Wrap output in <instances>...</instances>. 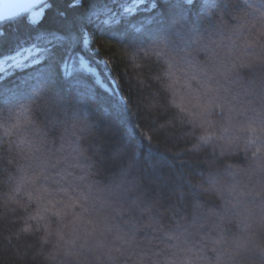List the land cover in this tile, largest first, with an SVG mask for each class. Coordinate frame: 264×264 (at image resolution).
Segmentation results:
<instances>
[{
    "label": "clouds",
    "instance_id": "9594fccd",
    "mask_svg": "<svg viewBox=\"0 0 264 264\" xmlns=\"http://www.w3.org/2000/svg\"><path fill=\"white\" fill-rule=\"evenodd\" d=\"M206 15L205 31L122 53L150 89L156 159L46 85L0 109V195L50 246L44 264H264V0Z\"/></svg>",
    "mask_w": 264,
    "mask_h": 264
},
{
    "label": "trees",
    "instance_id": "16d2710c",
    "mask_svg": "<svg viewBox=\"0 0 264 264\" xmlns=\"http://www.w3.org/2000/svg\"><path fill=\"white\" fill-rule=\"evenodd\" d=\"M134 2L81 0L76 4V0H49L51 7L36 21L31 14L39 10L38 6L0 20V31L4 33L0 37V61L18 54L23 48L41 44V37L48 33H59L66 38L62 43L48 45L49 51L42 54L40 64L8 67L0 73V109L27 99L46 85L69 98L73 105L86 106L93 118L97 112L104 113L109 128L126 127L143 148L149 149L152 159L158 158L163 146L152 149L147 129L158 128L159 122L153 121L141 107L150 89L139 86L136 73L129 68L122 53L140 52L159 37L179 40L189 29L205 31L206 14L214 9L235 7V0H148V6H139L136 13L125 16L121 9ZM152 4L156 5L154 9L150 7ZM108 15L120 18L121 22L105 25L103 21ZM85 32L91 37L87 45L83 43ZM80 57H86L105 82L112 81L115 90L106 89L88 71L66 78L63 65ZM158 67L149 64L142 70L144 77L156 73ZM40 73L48 76L40 79ZM152 87L155 89L156 85ZM163 119L161 116L160 121ZM158 138L169 145L174 142L173 139L165 140L163 131L158 133ZM5 156L0 155V193L6 190L3 183L8 168ZM174 165L177 170L181 167L176 161ZM23 216L21 209L6 203L0 195V264H44L40 253L47 252L50 246L43 245L37 236L18 231Z\"/></svg>",
    "mask_w": 264,
    "mask_h": 264
},
{
    "label": "snow or ice",
    "instance_id": "6c2138e0",
    "mask_svg": "<svg viewBox=\"0 0 264 264\" xmlns=\"http://www.w3.org/2000/svg\"><path fill=\"white\" fill-rule=\"evenodd\" d=\"M81 3V0H76V4ZM33 5L38 6V11H33L31 14V18L33 21L37 20V17H40L46 10V8L51 7V3L49 0H27V3L24 5L25 10L31 8ZM139 6H148V0H135L134 4L130 3L129 5H125L121 11L125 16L132 15L138 11ZM151 8H155L156 5L152 4ZM11 13V9L7 12V14ZM100 12L97 13L99 15ZM105 25H109L112 23L119 24L120 18L114 17L112 15H108V19L104 21ZM139 30V29H138ZM66 38L59 33H48L46 36L41 37V44H34L30 47L23 48L16 56L8 57L4 63H8L9 68H20L31 65H38L41 63L42 54L47 53L49 51L48 45L53 42L62 43ZM89 42L88 34L85 32L83 43L87 45ZM7 69L0 68V73H3ZM64 75L66 78H71L77 72L88 71L91 72V67L84 62V60L77 58V61H74L71 64H67L64 66ZM48 76L47 73H40L39 78L44 79Z\"/></svg>",
    "mask_w": 264,
    "mask_h": 264
},
{
    "label": "water",
    "instance_id": "95a60500",
    "mask_svg": "<svg viewBox=\"0 0 264 264\" xmlns=\"http://www.w3.org/2000/svg\"><path fill=\"white\" fill-rule=\"evenodd\" d=\"M4 3H10L14 5V7L11 9L10 14H5V12L3 11V3H0V20H4L6 18L16 16V14L25 12L30 9L28 8L27 10H25L24 8V5L27 3V0H4ZM34 6L35 5H33L32 7Z\"/></svg>",
    "mask_w": 264,
    "mask_h": 264
},
{
    "label": "rangeland",
    "instance_id": "374dc122",
    "mask_svg": "<svg viewBox=\"0 0 264 264\" xmlns=\"http://www.w3.org/2000/svg\"><path fill=\"white\" fill-rule=\"evenodd\" d=\"M88 37H89V42H88V44H89V43L91 42V41H90L91 37H90L89 34H88ZM16 55H17V54H16ZM16 55H14V56H16ZM80 59L84 60V62H85L86 64H88V65L91 67V73L94 74L95 77H97V80H98L101 84H103V86H104L106 89L108 88V89L111 90V91H114V90H115V87H114L113 82H112V81H111V82H105V81L103 80L102 76L100 75V73L97 72V69L93 67V65L87 60L86 57H80ZM5 60H6V59H5ZM5 60H1V61H0V68L8 69V64H10L11 61H9L8 63H4ZM65 65H67V64H64V65H63L62 70L64 69V66H65Z\"/></svg>",
    "mask_w": 264,
    "mask_h": 264
}]
</instances>
